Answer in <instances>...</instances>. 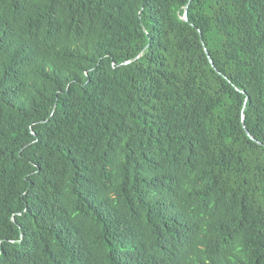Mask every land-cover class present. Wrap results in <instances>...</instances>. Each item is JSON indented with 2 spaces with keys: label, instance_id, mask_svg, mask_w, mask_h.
Segmentation results:
<instances>
[{
  "label": "trees",
  "instance_id": "16d2710c",
  "mask_svg": "<svg viewBox=\"0 0 264 264\" xmlns=\"http://www.w3.org/2000/svg\"><path fill=\"white\" fill-rule=\"evenodd\" d=\"M188 2L0 0V264H264V0Z\"/></svg>",
  "mask_w": 264,
  "mask_h": 264
},
{
  "label": "water",
  "instance_id": "95a60500",
  "mask_svg": "<svg viewBox=\"0 0 264 264\" xmlns=\"http://www.w3.org/2000/svg\"><path fill=\"white\" fill-rule=\"evenodd\" d=\"M189 2H190V0H189ZM189 2H188V4H189ZM183 20H184V21L187 20V7H186L185 12H184V15H183ZM208 58H209V61H211V59H210L209 56H208Z\"/></svg>",
  "mask_w": 264,
  "mask_h": 264
}]
</instances>
